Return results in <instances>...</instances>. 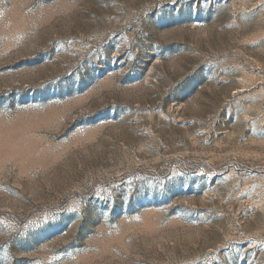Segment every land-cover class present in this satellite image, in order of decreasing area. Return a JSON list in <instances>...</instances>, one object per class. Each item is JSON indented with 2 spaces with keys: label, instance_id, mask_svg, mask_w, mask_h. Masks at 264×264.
Segmentation results:
<instances>
[{
  "label": "rangeland",
  "instance_id": "obj_1",
  "mask_svg": "<svg viewBox=\"0 0 264 264\" xmlns=\"http://www.w3.org/2000/svg\"><path fill=\"white\" fill-rule=\"evenodd\" d=\"M0 264H264V0H0Z\"/></svg>",
  "mask_w": 264,
  "mask_h": 264
}]
</instances>
